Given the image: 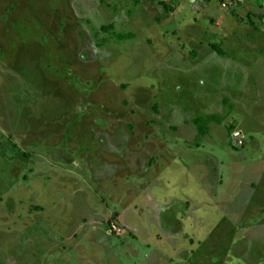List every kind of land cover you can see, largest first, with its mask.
<instances>
[{
  "label": "rangeland",
  "instance_id": "1",
  "mask_svg": "<svg viewBox=\"0 0 264 264\" xmlns=\"http://www.w3.org/2000/svg\"><path fill=\"white\" fill-rule=\"evenodd\" d=\"M225 1L0 0V264H264V41L224 36L264 11Z\"/></svg>",
  "mask_w": 264,
  "mask_h": 264
},
{
  "label": "crops",
  "instance_id": "2",
  "mask_svg": "<svg viewBox=\"0 0 264 264\" xmlns=\"http://www.w3.org/2000/svg\"><path fill=\"white\" fill-rule=\"evenodd\" d=\"M140 1L143 2V4H148L150 2V0H140ZM188 1H191V0H188ZM141 2H138V3L136 2V3L137 4H140ZM246 6L244 5V7H242V8H244V9L246 8V10H248L249 13H260L261 11H264V8H260V9L259 8H255V7H252V6L248 5V4H246ZM216 7H218V6H216V4H214V3H211L210 4L209 3V4L202 5L200 8H201L202 11L203 10L209 11V14L212 17H214V18L217 17V18H215L217 21L224 23V21L226 20V18L224 17L225 15L223 14L224 13L223 12V7H226V6H224V5H223V7L222 6H219L218 9ZM200 8L195 7L194 13L198 14ZM262 14H263V16H261V17H263V18L260 19L261 21L259 22V24L256 21V24H258V26H259L258 28L256 26H254V28L252 30V29H246V27H243V26H238V27H236V29H235V31L233 33H232L233 30L232 31L226 30L227 32H224V36L225 37H227V36H229V37L234 36V33L235 32H237L238 30L242 29L243 31H245L247 33H250V34L254 33L255 37L258 36L260 38V36H263L261 38H263V41H264V12ZM227 27H228V25H227ZM223 56H226V54H223ZM242 134H243V132H242Z\"/></svg>",
  "mask_w": 264,
  "mask_h": 264
},
{
  "label": "built area",
  "instance_id": "3",
  "mask_svg": "<svg viewBox=\"0 0 264 264\" xmlns=\"http://www.w3.org/2000/svg\"><path fill=\"white\" fill-rule=\"evenodd\" d=\"M252 1H255V0H229V1H225L224 6H227V4L230 5L231 2L233 4L238 5V6L239 5H246V4L251 3ZM258 1H260V7L264 8V0H258Z\"/></svg>",
  "mask_w": 264,
  "mask_h": 264
},
{
  "label": "trees",
  "instance_id": "4",
  "mask_svg": "<svg viewBox=\"0 0 264 264\" xmlns=\"http://www.w3.org/2000/svg\"><path fill=\"white\" fill-rule=\"evenodd\" d=\"M138 2H139V0H138ZM138 2H137V3H138ZM129 37H131V36H130V35H127V36H121V35H120V36H117V38H118L119 40H121V41H122V40H125L126 38H129Z\"/></svg>",
  "mask_w": 264,
  "mask_h": 264
}]
</instances>
